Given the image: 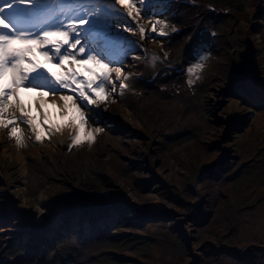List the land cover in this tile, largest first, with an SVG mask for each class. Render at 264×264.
<instances>
[{
    "label": "rangeland",
    "instance_id": "rangeland-1",
    "mask_svg": "<svg viewBox=\"0 0 264 264\" xmlns=\"http://www.w3.org/2000/svg\"><path fill=\"white\" fill-rule=\"evenodd\" d=\"M146 9L147 19L127 20L135 32L115 29L123 47L108 60L122 61L129 78L114 91L105 82L103 103L82 109L92 116L85 124L91 141L72 144L74 128L50 130L45 109L36 122L44 136L63 138L60 148L30 132L22 131L20 145L0 133V232L26 240L20 264H264L263 232L257 241L239 235L242 225L264 224V0H148ZM187 36L174 62L171 54ZM120 93L138 123L110 115ZM133 192L157 198L138 203ZM101 194L111 200L89 204ZM106 218L111 229L100 230ZM46 226L67 244L33 257ZM16 250L1 258H20Z\"/></svg>",
    "mask_w": 264,
    "mask_h": 264
},
{
    "label": "snow or ice",
    "instance_id": "snow-or-ice-1",
    "mask_svg": "<svg viewBox=\"0 0 264 264\" xmlns=\"http://www.w3.org/2000/svg\"><path fill=\"white\" fill-rule=\"evenodd\" d=\"M147 3L148 0H0V129H6V135L14 137L20 145L22 132L16 123L19 119L40 141L45 133L40 123L25 111L20 93L35 92L37 96L45 97L64 89L75 94L76 99L70 94L59 95L63 104L58 111L63 121L60 124L50 122L47 106L42 102L40 106L45 109L43 123L57 132L62 127L74 128L72 144L91 141L93 132L86 129L85 124L92 116L85 117L82 109L103 103L107 93L105 82L115 90L113 71L115 80L119 81L118 87H127L123 81L128 80V76L121 79L122 61H109L108 56L115 47H123L115 29L122 27L125 32H135V28L120 20L110 22L111 17L128 19L135 13L147 19ZM156 23L163 24L159 20ZM152 30H156L155 25ZM140 33L143 35V28ZM37 50L59 72L43 69L34 55H30ZM111 63H120L121 67H110ZM88 65L94 67H86ZM81 69L89 75L84 76ZM51 106L56 107L55 101ZM9 109L13 110V115L6 117ZM17 109L19 117L14 114ZM96 115L99 113L93 110V116Z\"/></svg>",
    "mask_w": 264,
    "mask_h": 264
},
{
    "label": "bare ground",
    "instance_id": "bare-ground-1",
    "mask_svg": "<svg viewBox=\"0 0 264 264\" xmlns=\"http://www.w3.org/2000/svg\"><path fill=\"white\" fill-rule=\"evenodd\" d=\"M117 7H119V6H117ZM125 12H126V10H125ZM135 15V14H134ZM114 20H120V21H122L123 23H127L128 21V19H125V17H120V16H113V17H111V21L110 22H114ZM195 27H196V25H193V27H192V29H191V31H190V34H189V36H191V33L195 30ZM132 32V31H131ZM189 32V31H188ZM189 36H187L186 38H183L182 39V41L181 42H179V47H178V51L176 52V53H173V54H171V57H172V59L171 60H173L174 62L175 61H178L179 60V51L185 46V44L188 42V40H189ZM256 50L258 51V48L256 47ZM39 52H40V50H39ZM41 55V54H40ZM42 56V55H41ZM43 58H45L44 56H42ZM35 58V57H34ZM172 61V62H173ZM45 62H46V60H45ZM47 64V63H46ZM44 66V65H43ZM57 68V67H56ZM82 70V69H81ZM80 70V71H81ZM84 70V69H83ZM130 70V69H129ZM86 71H84L83 72V74H85L84 76H87L86 74H88L89 75V73H85ZM129 73V72H128ZM128 73L126 74V73H122V75H121V79H123V76H128V78H129V75H128ZM111 76H112V79H113V81L114 82H116L117 84H119V81H116L115 80V76H116V73L113 71L112 73H111ZM125 81H127V80H124L123 82H125ZM108 84V83H107ZM107 84H105V87L107 86ZM180 87V86H179ZM182 88H178V92L181 90ZM183 90V89H182ZM61 91H63L62 93H57V94H67V93H64V91H67V90H64V89H61ZM26 94L28 93V95L29 94H32L31 92H25ZM180 93V92H179ZM26 94H24V93H22V91H21V93H20V100H22L23 101V103H24V106H25V111L26 112H28V113H30L31 114V117L35 120V121H38V118H40V111L39 110H42L43 108H41V103L43 102V103H45L46 104V106H47V108H46V110H47V112H48V117L51 119V121L50 122H52V123H54V120H56V124H60L62 121H63V117L61 116V114H60V112L58 111V109L62 106V104H63V101H61L60 99H59V96H55V98L53 99V100H50V99H48V96H45V97H40L38 100H34V99H31L28 95H26ZM69 94L70 95H73V98L74 99H76V96H75V94H73V93H71V92H69ZM182 94V93H181ZM49 95V94H48ZM56 95V94H55ZM50 96V95H49ZM52 96V95H51ZM176 99V98H175ZM53 101H55V105H56V107H52L51 105H52V103H53ZM183 99H181V97H180V99L177 101V102H179L178 104H180V102L181 103H183ZM114 104H116V105H114V106H110V109H111V111H110V115H112V116H120V117H123V118H127L129 121H131V122H135V123H138L137 121H136V119L135 118H133V116H132V114H133V111L127 106L128 104H127V101H126V96H125V94L124 93H120V95H119V97H117V99L114 101ZM177 104V103H176ZM176 104H174V105H176ZM113 105V104H112ZM181 105V104H180ZM55 110H57V111H55ZM43 113H44V111L42 112V116H44L43 115ZM17 117H19L20 116V112H19V110L17 109L16 111H15V113H14ZM11 115H13V110L12 109H9V112L6 114V117L7 116H11ZM57 115V116H56ZM56 116V117H55ZM44 118V117H43ZM56 118V119H55ZM16 123L19 125V127H20V129H21V132L23 131V132H30V136H35V133L29 128V126L27 125V124H24V123H21L20 122V120L18 119L17 121H16ZM54 123V124H55ZM46 126H48V125H46ZM46 126H45V128H46ZM48 128V127H47ZM67 128L68 127H62L61 128V135H63V133H68L69 134V131L67 130ZM4 130H6V129H0V133H2ZM51 130V129H50ZM70 130V129H69ZM72 130H73V128H72ZM45 131H46V129H45ZM44 131V132H45ZM75 131V130H74ZM55 132V131H54ZM55 134V133H54ZM56 135V134H55ZM55 135H47V136H44V137H42L41 138V141L43 142V143H45V146L46 145H50V144H57V147H61V146H63V142H65V141H63V138L59 135V136H56L55 137ZM51 146V145H50ZM36 147V146H35ZM35 147H33L32 149H36ZM20 152H22V151H20ZM25 163H21V168H22V173H23V171L25 170V165H24ZM26 174V173H25ZM25 178V177H24ZM196 184H198V183H196ZM217 184L218 183H214L213 184V186H212V198H214L215 197V195H216V193H217ZM219 186V185H218ZM196 188H197V185H196ZM23 189H25L24 188V186H23ZM21 190V189H20ZM154 190V189H153ZM19 193V195H22V192H18ZM132 194V193H131ZM137 195L133 192V194H132V200H133V198H134V200L136 201V200H138L139 202L138 203H140L141 202V200L143 199V200H155V198H157V194H151V195H145V196H142V195H140V196H137ZM96 200H92V201H90L89 202V204H96V203H99V200L102 198L103 200L105 199V201L106 202H109L111 199L109 198V196H108V194H101L100 196H96ZM34 199H35V201L37 202L36 204H41L42 202H44V198H43V196L41 195V193H37L36 195H35V197H34ZM101 199V200H102ZM142 203V202H141ZM155 203V202H154ZM43 213V211H41L40 209L38 210V212H37V214H38V216L36 217L37 219L36 220H38L39 218H40V216H41V214ZM243 216L245 217V214H243ZM3 218H4V216H3ZM251 222V221H250ZM18 228H15V230L14 231H16V232H19L18 230H17ZM239 229V228H238ZM264 224L263 225H260V223H256V224H252L251 226H249L248 228L246 227H244L243 225L240 227V229H239V235H243V236H247V237H250V239H253L254 241H257L256 239L262 234V232H263V234H264ZM78 233V232H77ZM249 240V239H248ZM196 256H197V253H193V257L194 258H196Z\"/></svg>",
    "mask_w": 264,
    "mask_h": 264
},
{
    "label": "trees",
    "instance_id": "trees-1",
    "mask_svg": "<svg viewBox=\"0 0 264 264\" xmlns=\"http://www.w3.org/2000/svg\"><path fill=\"white\" fill-rule=\"evenodd\" d=\"M21 261H22L21 258H17L12 261V264H20ZM0 264H3V263H0Z\"/></svg>",
    "mask_w": 264,
    "mask_h": 264
},
{
    "label": "built area",
    "instance_id": "built-area-1",
    "mask_svg": "<svg viewBox=\"0 0 264 264\" xmlns=\"http://www.w3.org/2000/svg\"><path fill=\"white\" fill-rule=\"evenodd\" d=\"M40 236L42 237V234H40ZM50 236V235H49ZM52 237L51 238H53L54 237V235H51ZM22 243H23V245H25L26 244V240H22Z\"/></svg>",
    "mask_w": 264,
    "mask_h": 264
}]
</instances>
